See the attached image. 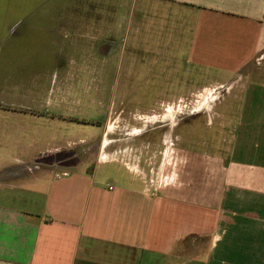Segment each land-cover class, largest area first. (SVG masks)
Masks as SVG:
<instances>
[{"label": "crops", "instance_id": "0c3cea01", "mask_svg": "<svg viewBox=\"0 0 264 264\" xmlns=\"http://www.w3.org/2000/svg\"><path fill=\"white\" fill-rule=\"evenodd\" d=\"M94 1L0 0V147H89L104 83L146 74L144 56L117 50L165 48L192 78L242 81L238 160L178 146L155 174L134 155L20 173L16 191L3 180L0 264H264V0H131L127 27L124 0ZM141 18L160 19L155 41Z\"/></svg>", "mask_w": 264, "mask_h": 264}, {"label": "rangeland", "instance_id": "374dc122", "mask_svg": "<svg viewBox=\"0 0 264 264\" xmlns=\"http://www.w3.org/2000/svg\"><path fill=\"white\" fill-rule=\"evenodd\" d=\"M130 4L131 0H124L119 6L116 5L120 11L121 27L129 25L127 10ZM96 6L94 0L88 3L89 10H95ZM104 7H107V10L110 9L107 5ZM6 9V3H0V10ZM159 20L156 18L152 19L153 22H149V19L141 18L132 22V25L145 28L146 31L141 33L146 32L148 40L155 41L160 36V27H163L158 25ZM88 22L89 25H97L95 19L88 20ZM111 22V18L107 19L104 25L111 26ZM114 23H116L115 20ZM149 27H157L156 29L159 30L154 31ZM165 37L162 36L161 39ZM187 59L188 56L184 55L183 57L182 53L179 55L181 65H183V61L186 64ZM167 62L170 68L172 61L168 58ZM189 67L192 68L191 65ZM125 69L127 68L121 67L122 71ZM151 76V79H156L158 75H155L153 71ZM178 77L180 81L183 77V88L181 85L177 88L175 83L173 86L169 84L167 89L158 88L155 83L153 90L162 91L160 94L163 97L146 99V103L143 99L125 98L128 96V91H134L133 83L128 82L127 76L121 83L115 84L114 89L111 84L104 83V99L103 101L97 99V112L88 116L87 134L81 136L88 139L89 147L82 144L81 146L54 148L43 146L40 143L35 147H0V183L4 180L5 183L15 185L10 190L16 191L17 179L15 175L20 173H24L28 177L45 170L62 173L69 169L67 167L69 164L75 167V165L81 164L84 159L93 160L95 157H101V160H112L117 156H134L133 149L143 148L132 145L124 146L127 143L115 141H125L130 138L132 141L139 140L141 135L135 136V134H143L145 131L146 138L158 140V142L161 140L160 143L164 146L162 158L175 157L176 148L183 146L196 151L220 154L229 162L238 160L239 146L245 139V133L243 134V131L239 130L240 103L243 101L241 98L243 83L240 78L237 76L225 84L216 82L217 79H220L216 74H207L205 77L201 75L195 79V72L192 78L191 71L186 66L183 67L182 72H179ZM171 79L169 70L168 80ZM92 85L89 84V87ZM118 92L120 93L118 94ZM254 135L253 137H255ZM72 136L73 139L79 137L74 133ZM102 137L105 140L104 145L99 142ZM113 140L114 142H112ZM250 144L252 145V142ZM151 149L158 150L159 147L154 146ZM30 150L36 152L37 160L23 164L20 158H23L25 153ZM156 154L155 151L149 158L144 159L147 165L153 166L154 164L153 167L150 166V174H155L157 171L155 160L160 157ZM138 155L142 157L141 154ZM22 170H25L26 173ZM114 178L115 176L107 181H112Z\"/></svg>", "mask_w": 264, "mask_h": 264}, {"label": "flooded vegetation", "instance_id": "af4514ba", "mask_svg": "<svg viewBox=\"0 0 264 264\" xmlns=\"http://www.w3.org/2000/svg\"><path fill=\"white\" fill-rule=\"evenodd\" d=\"M118 53L125 54V53H131V54H136L137 56H144L147 59V65L145 67L146 69V74L144 76H137L132 78L130 83H133L134 86V91H128V96L125 97L127 99H131V100H136V99H143V101H145L146 99H151V98H162L163 96H161V92L162 91H155L153 90V84H157L156 86H158V88H166L169 86V84L172 86L173 85V81L168 80V75H169V70H170V75L172 77H174V80L177 79L179 80L180 78L178 77L179 72H182V65L179 61V59L175 56L174 61H173V52L170 50H167L165 48H151V49H145V50H127L125 49H119L117 50ZM168 58L170 59V61H172V65L169 66L168 64ZM149 63H152L149 65ZM150 68V69H148ZM134 70V68H133ZM136 72L140 71V68L137 67L135 68ZM158 75L156 79H151L152 78V74ZM181 85V84H180ZM180 85H178L180 87ZM146 88L148 89V91L146 92H140V89ZM120 92H118L119 94ZM158 96V97H156ZM132 102V101H130ZM146 103V101L144 102ZM146 131L143 134H139L138 136L141 135V139H134L133 141L131 140V138L129 140H117L115 142L121 143H131V142H142L145 143L143 147V149H139V150H135L133 149L132 151L135 153L134 155L136 156H140L138 154H141V156L143 157V159H147L150 157L151 154H153V152L156 151V156H159L160 158H162V154H163V145L160 143L161 140L158 142V140H152V139H148L146 138L147 134H145ZM99 142H101L102 145H104V138L102 137ZM114 142V140L112 141ZM158 142V144H157ZM146 146L147 149H146ZM157 146L159 147L158 150H152L151 147ZM120 153H122V151H120ZM147 157V158H146Z\"/></svg>", "mask_w": 264, "mask_h": 264}]
</instances>
